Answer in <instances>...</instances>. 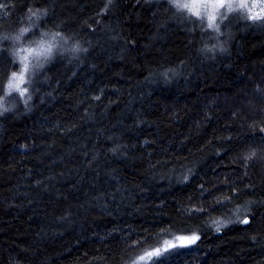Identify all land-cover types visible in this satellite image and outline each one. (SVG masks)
I'll use <instances>...</instances> for the list:
<instances>
[{
	"label": "trees",
	"instance_id": "16d2710c",
	"mask_svg": "<svg viewBox=\"0 0 264 264\" xmlns=\"http://www.w3.org/2000/svg\"><path fill=\"white\" fill-rule=\"evenodd\" d=\"M0 4V264H132L177 235L147 264H264V15L222 11L209 53L170 0ZM29 39L55 47L21 95Z\"/></svg>",
	"mask_w": 264,
	"mask_h": 264
},
{
	"label": "rangeland",
	"instance_id": "374dc122",
	"mask_svg": "<svg viewBox=\"0 0 264 264\" xmlns=\"http://www.w3.org/2000/svg\"><path fill=\"white\" fill-rule=\"evenodd\" d=\"M194 0H176V3H174L176 6L178 4H183V3H187V4H193ZM196 5L199 7V10L201 12V16L203 18V14L205 13V11H211V7L210 4L212 2H214V0H195ZM229 2V0H225V6L221 7L220 9L217 10V13L219 15V13H221L222 11L228 12L226 10L227 8V3ZM231 2L233 4H237L238 0H231ZM246 3L248 4V8H245L244 11H246V15L248 18L252 19V16H263L264 15V11H261L262 8H264V0H246ZM178 7V6H177ZM180 9H185L186 11L189 12L190 15H194L188 8H181L178 7ZM238 8V7H236ZM217 20H218V16H217ZM34 44L33 42H31V39L27 40L26 43L21 44L20 46H18L16 48V56L18 57V61L20 64V68L18 71H16V75L17 77L19 76H23V82L20 83L19 88H12L15 92L21 93V92H28V87L26 85H28L29 80L31 79V76L33 75V69H32V60L30 57V49H34L33 48ZM61 50L67 51L69 52L70 49H68L66 47V41H62V44L60 46ZM29 54V57H28ZM24 57H27V59L25 60ZM27 64V69H25V65ZM14 82V78L13 75L9 80V84ZM8 84V85H9ZM195 236V235H188V236H184V235H177L174 236L172 238L166 239L165 241H163L161 243L160 246L154 247L151 250L146 251L145 253H143L142 255H140L138 258H136L135 260H133L132 264H147L150 260H152L154 257H157L156 250L160 249L161 250V254L159 256H161L164 252V249H168L169 250H173L176 248H184V247H188L191 243H187L188 240H191V238ZM196 237V236H195ZM183 238V239H181ZM169 245H173V247L169 248ZM178 245H184V246H178Z\"/></svg>",
	"mask_w": 264,
	"mask_h": 264
},
{
	"label": "clouds",
	"instance_id": "9594fccd",
	"mask_svg": "<svg viewBox=\"0 0 264 264\" xmlns=\"http://www.w3.org/2000/svg\"><path fill=\"white\" fill-rule=\"evenodd\" d=\"M170 2L172 3H176V0H170ZM185 5L187 7H185ZM177 6H180L181 8H188V7H192L194 10L196 8H199L197 5H193V4H187V3H183V4H178ZM5 5L0 4V8H4ZM211 7V11H205V13L203 14V18L205 19V28L206 30H211L208 34V38L205 41V43L203 44L201 50H206L209 53H215V52H224L226 51V42L222 41L220 38L224 35V33L221 31V27H220V23L217 22V10L220 9V7H217L215 4V0L214 2H212L210 4ZM232 7H236L235 4H232ZM226 10L228 12H231V8H229L227 6ZM32 15H35L34 13ZM201 15V12H200ZM219 15L222 18H226L223 16V13H219ZM30 18V17H29ZM30 25L29 26H21L19 28V32L21 33V35L26 34L30 31ZM46 35V34H45ZM20 37L18 36L17 39H19ZM51 48V53L54 50V45L51 43V41L44 39L41 41L37 42V46L34 49H30V50H34L31 51L30 54L36 56V53L40 52L41 50H46L48 48ZM0 107H2V105H0Z\"/></svg>",
	"mask_w": 264,
	"mask_h": 264
},
{
	"label": "snow or ice",
	"instance_id": "6c2138e0",
	"mask_svg": "<svg viewBox=\"0 0 264 264\" xmlns=\"http://www.w3.org/2000/svg\"><path fill=\"white\" fill-rule=\"evenodd\" d=\"M215 4L217 7H224L225 6V0H215ZM232 2L231 0H229V2L227 3V6L229 8H231V10H233V7H232ZM193 5H196V2L194 0L193 2ZM180 7V6H178ZM185 7H187L185 5ZM236 7L240 8V9H245V8H248V4L246 3V0H238V3L236 4ZM188 9L196 16H199L200 15V10L199 8H196L195 10L192 8V7H188ZM261 11H264V8L261 9ZM252 19H260L261 17L259 15H256V16H252L251 17ZM30 52L31 51H34V50H29ZM51 55V48L49 47L48 49L46 50H41L40 52L36 53V56L38 57H43L44 59H47L49 56ZM24 59L26 60L27 57H24ZM25 69H27V64L25 65ZM13 78H14V82L10 83L9 84V89L11 90L12 88H19L20 86V83L23 82V76H19L17 77L16 73H13ZM21 95H23V92H21ZM244 223H247V221H244ZM219 230V229H217ZM183 239V238H181ZM197 239V237L193 236L191 238V240H188L187 243H193L195 240ZM178 246H184V245H178ZM169 248L173 247V245H169L168 246ZM168 249H164V251H167ZM157 256H159L161 254V250L160 249H157L156 250V253H155Z\"/></svg>",
	"mask_w": 264,
	"mask_h": 264
},
{
	"label": "bare ground",
	"instance_id": "6f19581e",
	"mask_svg": "<svg viewBox=\"0 0 264 264\" xmlns=\"http://www.w3.org/2000/svg\"><path fill=\"white\" fill-rule=\"evenodd\" d=\"M173 234V233H172ZM171 238V237H170ZM169 239V238H168Z\"/></svg>",
	"mask_w": 264,
	"mask_h": 264
}]
</instances>
